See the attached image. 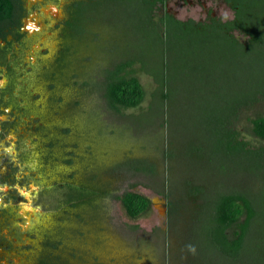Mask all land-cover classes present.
<instances>
[{
  "label": "rangeland",
  "instance_id": "obj_1",
  "mask_svg": "<svg viewBox=\"0 0 264 264\" xmlns=\"http://www.w3.org/2000/svg\"><path fill=\"white\" fill-rule=\"evenodd\" d=\"M71 2L75 21L68 29ZM135 6L22 0L28 33L10 37L0 60V264H215L198 247L209 194L254 195L260 188L263 170L221 173L212 155V114L244 94L242 64L235 72L222 63L223 52L214 51L220 45L175 42L159 51L165 99L147 72L149 49H159L156 35ZM165 12L180 20L232 18L223 0H168L153 17ZM57 55L54 68L39 76V65ZM117 56L134 62L132 74L145 92L138 108L107 106L101 74ZM53 71L51 82L46 75ZM235 107L228 129L264 151L249 123L264 116V98ZM106 184L113 195L145 196L149 209L132 219L111 196L78 208L65 200L70 185ZM193 188L201 190L197 197Z\"/></svg>",
  "mask_w": 264,
  "mask_h": 264
},
{
  "label": "trees",
  "instance_id": "obj_2",
  "mask_svg": "<svg viewBox=\"0 0 264 264\" xmlns=\"http://www.w3.org/2000/svg\"><path fill=\"white\" fill-rule=\"evenodd\" d=\"M128 1L135 4V8L141 12L150 33L152 29L155 32L156 40L153 41L159 49L157 51L155 47L149 49L150 69L147 72L158 83L161 96L165 99L169 98L168 92L164 89L163 79L166 62H163L162 53L159 51H166L175 42L182 45L193 43L214 47L220 45L221 49L218 46L214 51L223 52L220 56L222 63L225 61L229 66L234 65L235 72L242 64L248 79L244 84L241 101L231 98L224 110L218 109L216 110L218 112L214 110L212 114L211 126L215 127L214 131H211V138L215 143L212 155L220 162L218 171L221 173L238 168L252 172L264 171V151L248 148L246 143L227 126L231 117L240 108H236V104H246L258 96L264 98V0H223L232 11V18L221 20L208 14L203 21L176 19L167 12L155 19L154 9L158 5H164L168 0ZM73 20L71 13L66 24L68 29L74 26ZM234 32L245 36V43L240 42L234 36ZM133 65L131 59L117 56L102 71L104 97L108 108L114 112L138 108L145 98L138 77L132 74ZM54 66L55 64L52 69ZM254 68L257 69V75L253 72ZM54 76V71L46 75L51 82ZM249 123L253 136L264 140V116L252 117ZM128 167L136 168L133 165ZM109 191L110 184L98 188L70 185L65 193V200L73 208H78L80 205L90 204L94 200L100 202L104 197L111 196L119 201L126 215L132 219L140 217L149 209L148 198L139 193L125 191L120 195H113ZM199 193H201L199 188H193L191 191L193 197H197ZM209 195L211 196L203 208L205 212H202L203 226L198 244L206 256L203 259H210L215 264H264V177L254 195L219 190ZM197 220L200 221V217ZM41 264L47 262L41 261Z\"/></svg>",
  "mask_w": 264,
  "mask_h": 264
},
{
  "label": "flooded vegetation",
  "instance_id": "obj_3",
  "mask_svg": "<svg viewBox=\"0 0 264 264\" xmlns=\"http://www.w3.org/2000/svg\"><path fill=\"white\" fill-rule=\"evenodd\" d=\"M74 3L75 2H71L67 5V14H70L72 11V6ZM25 16H27V14L24 13L22 8V0H0V60L3 58V53L5 52L6 48L11 44L9 41L10 37L20 40L23 35L28 33L29 29H23L25 27V22H23ZM66 19L67 17L65 20H63L62 27L68 21H66ZM22 29L24 30L25 34L21 36L20 30ZM58 55L54 58V61L52 60L49 63H41L39 65V76L45 78L44 72L48 69V66H53L56 63ZM7 70L10 71L8 65Z\"/></svg>",
  "mask_w": 264,
  "mask_h": 264
},
{
  "label": "bare ground",
  "instance_id": "obj_4",
  "mask_svg": "<svg viewBox=\"0 0 264 264\" xmlns=\"http://www.w3.org/2000/svg\"><path fill=\"white\" fill-rule=\"evenodd\" d=\"M54 14H56V13H54ZM58 14V13H57ZM34 26V25H33ZM33 29V28H32ZM22 213H24V212H22Z\"/></svg>",
  "mask_w": 264,
  "mask_h": 264
}]
</instances>
